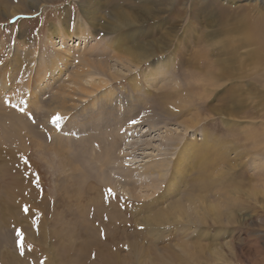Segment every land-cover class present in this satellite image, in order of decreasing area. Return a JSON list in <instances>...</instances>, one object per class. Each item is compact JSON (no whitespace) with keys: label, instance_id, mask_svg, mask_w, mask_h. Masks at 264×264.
<instances>
[{"label":"rangeland","instance_id":"obj_1","mask_svg":"<svg viewBox=\"0 0 264 264\" xmlns=\"http://www.w3.org/2000/svg\"><path fill=\"white\" fill-rule=\"evenodd\" d=\"M117 20L133 38L124 24L108 34ZM112 39L120 47L105 46ZM132 39L153 51H121ZM139 52L151 56L134 68ZM78 56L107 83H83L91 92L73 95L74 113L48 122L54 96L87 70ZM1 84L0 264H264V0H0ZM207 139L215 184L196 192V162L182 152ZM108 146L115 163L101 180L113 188L97 169ZM159 158L169 161L160 182L123 187L117 166L139 175ZM160 212L167 224H135Z\"/></svg>","mask_w":264,"mask_h":264},{"label":"bare ground","instance_id":"obj_2","mask_svg":"<svg viewBox=\"0 0 264 264\" xmlns=\"http://www.w3.org/2000/svg\"><path fill=\"white\" fill-rule=\"evenodd\" d=\"M11 7V6H10ZM134 9V8H133ZM142 11V12H141ZM137 13L140 15H143L145 18H146V16H149L150 15V11L149 10H146V9H141V10H138L137 11ZM118 17V16H117ZM89 18V17H88ZM112 20V19H111ZM117 24H124L123 22H120L119 20H117V22L116 23H112V24H109V25H106V26H108V28L106 29V30H110V31H108V34L109 35H112L113 33H115V30L116 29H118L117 28ZM125 25V27H127L128 29H130L131 27H130V25H132V24H129V25H127L126 23L124 24ZM80 29V28H79ZM132 29V28H131ZM82 30L83 29H80V30H78L79 31V33H80V35L81 34H83V32H82ZM121 30V29H120ZM135 32H136V30L133 28L131 31H129L128 32V34H129V37H132L133 38V36L135 35ZM53 35L54 36H68L69 35V33H67V32H65L64 33V31H62L61 29H59V28H57V29H55L53 32ZM123 37H128V36H126V34L123 36ZM104 38V37H103ZM101 39V38H100ZM121 40V39H120ZM120 40H118V41H115V40H110V41H108L107 42V44H105V46H110L111 45V48H113L112 46H114V47H120V43H119V41ZM132 41H133V46H134V50H132V49H121V51H153V46L152 45H150L149 47H143V46H137L138 44H136V42H134V40L132 39ZM98 42V41H97ZM98 44L99 43H97L96 44V48L97 49H99L97 46H98ZM101 44V43H100ZM94 47H95V45H94ZM100 47V46H99ZM102 48H104V46H102ZM110 48V47H109ZM93 50V49H92ZM92 50L90 49V51L92 52ZM95 50V49H94ZM117 50V49H116ZM103 51V50H102ZM110 51V50H109ZM112 51V50H111ZM119 51V50H118ZM104 53H105V49H104V51H103ZM94 53V52H93ZM97 53V52H96ZM95 53V54H96ZM94 54V55H95ZM100 54H101V52H100ZM103 56V55H102ZM111 56V55H110ZM151 55L150 54H148V53H144V52H139V54H136V55H133V59L131 60H129L128 62H129V64H131L134 68H137L139 65H140V63L142 62L143 63V61H145V60H147L149 57H150ZM90 57V56H89ZM89 57H86V56H78V58L82 61V62H84L85 63V65H84V67L87 69V70H83V71H81L80 70V72H78L79 73V75H77L76 76V79L75 80H73L72 82H69L70 83V86H72V87H68L66 90H67V93H65L66 92V90H64V91H62L60 94H58V96H54V101L51 103V106H53V108H51L52 110L48 113V119H50V120H48V122L49 121H52V122H54L53 120H55V121H59V124L60 123H63V121H65L70 115H72V112L73 111H75L76 110V103L78 104V101H76L75 99L73 100V95L76 93V92H79V93H81V94H83V95H87L88 93H90L91 91H89V92H87L89 89H86V88H84V85H83V83L84 84H87L88 86H90V88H94L93 90L95 91V89H97L98 90V88H101V87H103L107 82V80H105V78H103L104 77V75H106V71H104V69H102V68H100L99 66L97 67L96 66V64L95 63H93V62H90V61H88V58ZM99 57H101V55H99ZM111 57H113V56H111ZM121 57V56H120ZM91 58V57H90ZM90 58H89V60H90ZM121 58H123V57H121ZM129 58V57H128ZM128 58H127V60H128ZM92 60V59H91ZM94 60V59H93ZM98 60V59H97ZM94 62H96V61H94ZM108 64V63H107ZM162 66V65H161ZM160 66V71H163L164 70V66L163 67H161ZM90 68V69H89ZM154 68V67H153ZM89 69V70H88ZM92 70V71H91ZM79 71V70H78ZM165 71V70H164ZM144 72V71H143ZM77 73V74H78ZM153 73V72H152ZM152 75V74H151ZM95 77H98V79L97 80H95ZM210 79V78H209ZM212 80V79H211ZM211 83V82H210ZM204 84H205V82H204ZM2 84L0 85V91L2 90ZM64 93V94H63ZM93 93H95V92H93ZM138 93V92H137ZM89 95V94H88ZM93 95V94H92ZM77 97V96H76ZM90 97V96H89ZM88 98V97H87ZM52 100H53V98H52ZM81 100V99H80ZM110 101H109V99H107L106 98V103H104V106L106 105L107 106V104L109 103ZM112 105V104H111ZM103 106V107H104ZM110 107V106H109ZM105 109V108H104ZM107 109H110V108H107ZM47 113V112H46ZM74 113V112H73ZM45 114V113H44ZM43 116V115H42ZM45 116V115H44ZM43 116V117H44ZM47 117V116H46ZM44 120H46V119H44ZM45 122V121H44ZM42 124H44L43 122H42ZM49 124H51V123H48V125ZM54 124V123H53ZM189 124V123H188ZM192 124V123H191ZM156 125H154V124H152V125H150L149 127H151L150 128V131L155 127ZM186 126V125H185ZM5 127V126H4ZM187 128V127H186ZM189 129V128H188ZM185 130V129H184ZM34 133V132H33ZM17 135H19V134H17ZM83 139V138H82ZM71 140V139H70ZM214 140V139H213ZM80 141V140H79ZM84 141V140H83ZM103 141H105V140H103ZM216 141V140H215ZM80 142H82V141H80ZM190 142V141H189ZM79 143V142H78ZM103 143V142H102ZM83 144H84V142H83ZM82 144V145H83ZM111 144V143H110ZM109 144V145H110ZM195 143H193V145H192V143H191V145L189 146V147H186L185 149H183V154H188V157H190L189 156V154L191 153V156L192 157H194L193 158V161H195L196 163L194 164V162H193V164H194V167H197V170H198V175H197V178L194 180V181H192L193 182V185H192V191L194 190H196V192H197V190L198 189H196V187H199V189L201 190V189H203V190H207V189H212V188H214V186H212V184H215L214 183V181L211 179V177H212V171H211V169L213 168V166L212 165H214V162H216L215 161V158L217 157V160H219V156H218V151H217V149L214 147V144H213V142L210 140L209 141V139H207L204 143H202V144H199V145H194ZM37 145V144H36ZM115 145H117L116 144V142H115ZM37 147V146H36ZM109 147L110 146H108L107 148V151H105V158H104V161L103 162H99V166L97 167V169H98V172H99V174H100V178L99 177H97V178H99L100 180H101V178H103V176H104V169L102 168V167H104V166H107V164H108V161H109V163L110 162H113V163H115V160H114V158H112L111 156L113 155V149H109ZM113 147V146H112ZM192 147V150L190 149ZM216 150H215V149ZM115 149V148H114ZM101 150V149H100ZM75 151H76V149H75ZM87 151V150H86ZM191 151V152H190ZM79 152H80V150H79ZM90 152V151H89ZM104 152V151H103ZM107 152V153H106ZM190 152V153H189ZM80 153H82V152H80ZM80 153H79V155H80ZM181 153V154H182ZM93 154V153H92ZM88 153H83V156L85 157V158H89V159H92V158H90V157H88ZM93 156V159L96 157V159H94V161L95 160H97V156L98 155H96V153H94V155H92ZM103 157V156H102ZM223 157V156H222ZM88 159V160H89ZM93 160H90V161H88L89 163H88V167H89V169L91 168V166L92 167H96V166H94L95 165V162H94ZM96 162H98V160L96 161ZM191 162V161H190ZM87 163H85V165H86ZM169 164V161L168 160H166V159H164V158H159V159H156V160H154V161H152L151 163H149L146 167H145V170L142 172V173H140L139 175H135V174H133V172L132 171H130V170H128V167H125V169L123 170V169H121V167H116L117 169H116V171H117V173L119 174V177L120 178H122V179H124V181H125V184H123V187H125V186H128V185H130L129 184V182H131V181H133V182H136L137 183V180H138V176H139V178H141V179H143L144 177H152V176H154V175H156L157 177H158V180L159 181H157V182H160V177L162 178L163 177V175H164V173L163 172H165L164 170L167 168V165ZM192 164V163H191ZM75 165V164H74ZM191 166V165H190ZM216 167V166H215ZM93 168V169H94ZM217 168V167H216ZM71 169L72 170H74V171H78V172H80V170H78V168L76 167V166H71ZM87 169V168H86ZM88 169V170H89ZM126 169L128 170V171H126ZM100 170V171H99ZM121 170H123V171H121ZM119 171V172H118ZM122 172V174H121V172ZM208 171H209V173H208ZM77 173V172H76ZM75 174V173H74ZM79 174V173H78ZM99 174H98V176H99ZM178 174V173H177ZM211 174V175H210ZM83 175V174H82ZM114 175H115V178L117 177L116 176V174L114 173ZM96 176V175H95ZM79 177V176H78ZM81 178V177H80ZM224 179V177L223 178H219V180L217 181V183L219 182V184H222L223 182H222V180ZM78 181V180H77ZM101 181H103L105 184H106V187H109V188H113V184H114V182H113V184H109V183H112V181H105V180H101ZM138 181H141V180H138ZM109 182V183H108ZM135 184V183H134ZM151 184H155V181H152L151 180V182H148L147 184H146V186L147 185H150V187H152L151 186ZM115 185V184H114ZM218 185V184H217ZM79 186V185H78ZM139 186V185H138ZM219 186V185H218ZM83 186H81V188H82ZM86 187V186H85ZM89 187V186H88ZM153 188V187H152ZM79 189H80V187H79ZM79 189L77 190L78 192H79ZM119 188H116V187H114V190L115 191H118L119 192V190H118ZM121 189V188H120ZM154 189V188H153ZM84 190V189H83ZM88 190H90V189H88ZM87 190V191H88ZM98 191L100 190V189H97ZM91 191V190H90ZM217 191V190H216ZM199 192V191H198ZM74 193V192H73ZM89 193H91V192H89ZM76 194V193H75ZM80 194V193H79ZM122 194H128V192L126 191V190H123L122 191ZM189 194V193H188ZM200 194V193H199ZM208 194V193H207ZM211 194V193H210ZM72 196V195H71ZM84 196V195H83ZM86 196V195H85ZM40 198V197H39ZM84 198V197H83ZM82 198V199H83ZM86 198V197H85ZM88 198V197H87ZM66 199V198H65ZM79 199V198H78ZM186 199H188L187 200V202H190V203H194V202H197V201H194V199L192 198V197H187ZM197 199H199V198H197ZM39 200V199H38ZM38 200H37V202H38ZM63 200V199H62ZM61 200V201H62ZM93 200V199H92ZM60 201V200H59ZM76 201V200H75ZM89 201V200H88ZM87 201V202H88ZM91 201V200H90ZM96 201V200H95ZM99 201V200H98ZM203 201V200H202ZM36 202V206L37 207H39V210L40 209H42V206H43V204L42 203H40V204H38ZM54 202V201H53ZM86 202V201H85ZM44 203V202H43ZM88 203H90V202H88ZM107 203V202H106ZM179 203V202H178ZM174 204V203H173ZM191 204V205H192ZM39 205V206H38ZM68 205V204H67ZM184 205V204H183ZM189 205V204H188ZM87 207V206H86ZM86 207H80V209H79V211H82V216H83V214H86L87 213V210L89 209L88 207L86 208ZM184 207V206H183ZM180 207H178V209H179ZM178 209H176V211L178 210ZM189 209V208H188ZM212 209V208H211ZM179 210H181V208L179 209ZM41 211V210H40ZM99 211V210H98ZM163 211V210H162ZM184 211H185V209H184ZM42 212H43V210H42ZM179 212V211H178ZM182 212L183 211H180L179 212V216H180V218H181V215H182ZM189 213V212H188ZM116 215H117V213H115ZM175 214V213H174ZM174 214H172V216L174 215ZM184 214V213H183ZM131 215V214H130ZM171 215V214H170ZM170 215L169 214H163L162 212H160V213H157L156 215H154V216H152L150 219H142V220H139V222L138 223H135L136 225H138V227L139 228H141L142 230H149V229H151L152 228V223H154L156 226H159V225H163V224H167L169 221H170ZM177 215V217H179ZM41 216V215H40ZM43 216V215H42ZM55 216V215H54ZM118 216V215H117ZM132 216V215H131ZM44 217V216H43ZM50 217V216H49ZM109 217V216H108ZM116 217V216H115ZM118 218H119V216H118ZM188 218V217H187ZM2 219V222H5L4 221V219H3V217L0 215V220ZM78 219V218H77ZM98 219H103V220H107L104 216H99L98 217ZM110 219V222H111V220H113V217H111V218H108V220ZM137 219V218H136ZM135 222V221H134ZM210 222V221H209ZM73 223V222H72ZM40 225H42L43 223H42V221H41V219H40V223H39ZM135 224H134V226H135ZM93 226V225H92ZM102 226V225H101ZM93 228H95V227H93ZM125 228H128V229H136L135 227H132V226H130V225H126L125 226ZM99 230V228H95L94 229V231H98ZM133 230V231H134ZM157 230H159V229H157ZM150 232V231H149ZM148 232V233H149ZM152 232V231H151ZM156 232V231H155ZM155 232L154 233H152V234H155ZM6 233V232H5ZM112 234V233H111ZM159 234V233H158ZM32 235H33V232H32ZM36 235V234H35ZM34 235V236H35ZM149 235V234H148ZM107 236V235H106ZM150 236V235H149ZM153 236V235H152ZM151 237V236H150ZM39 238V237H38ZM116 238H118V236H116L115 235V233H114V235L112 234V235H108V237H105L104 238V240L105 241H107V242H111V243H113L114 242V240L116 239ZM154 238H152V240H153ZM157 239V238H156ZM159 239V238H158ZM89 240V239H88ZM102 238H101V241H104ZM156 241V240H155ZM89 242H94V239L92 238V239H90L89 240ZM157 242V241H156ZM82 243H84V242H82ZM86 244V243H85ZM114 244V243H113ZM83 246V245H82ZM197 249V248H196ZM220 251V250H219ZM215 253H217V252H215ZM220 255V254H219ZM103 256V255H102ZM84 257V256H83ZM104 257V256H103ZM104 260V259H103ZM118 260V259H117ZM220 260H221V258H220ZM111 261V260H110ZM113 261V260H112ZM112 262H110V264H111ZM116 264L118 263V262H115ZM114 264V263H113Z\"/></svg>","mask_w":264,"mask_h":264},{"label":"snow or ice","instance_id":"obj_3","mask_svg":"<svg viewBox=\"0 0 264 264\" xmlns=\"http://www.w3.org/2000/svg\"><path fill=\"white\" fill-rule=\"evenodd\" d=\"M57 122H58V120H57ZM22 246V245H21Z\"/></svg>","mask_w":264,"mask_h":264}]
</instances>
